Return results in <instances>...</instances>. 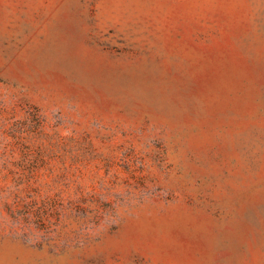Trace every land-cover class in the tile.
I'll return each instance as SVG.
<instances>
[{
  "label": "rangeland",
  "instance_id": "374dc122",
  "mask_svg": "<svg viewBox=\"0 0 264 264\" xmlns=\"http://www.w3.org/2000/svg\"><path fill=\"white\" fill-rule=\"evenodd\" d=\"M0 264H264V0H0Z\"/></svg>",
  "mask_w": 264,
  "mask_h": 264
}]
</instances>
